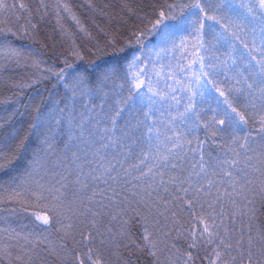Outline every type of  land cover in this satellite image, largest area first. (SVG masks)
I'll return each instance as SVG.
<instances>
[{"label":"trees","instance_id":"obj_1","mask_svg":"<svg viewBox=\"0 0 264 264\" xmlns=\"http://www.w3.org/2000/svg\"><path fill=\"white\" fill-rule=\"evenodd\" d=\"M5 3L8 7L0 10V228L5 229L0 240L7 247L0 264H22L18 256L25 264H70L69 253L59 248L52 253L49 242L77 248L81 233L96 230L104 233L95 243L99 246L105 239V264H157L131 246L143 231L134 211L136 189L129 186L125 193L132 204L126 214L112 209L128 221L126 238L107 239L109 227L114 234L121 230L120 218L101 214L93 229L92 217L82 209L89 206L91 195L89 162L91 167L115 164L131 179L134 165L144 167L142 152L149 157L145 163H155L153 154L166 151L167 137L181 140L183 175L192 172L203 155L209 178L223 180L212 195L202 197L205 204L215 202V188L223 193L229 187V178L213 175L212 165L225 156L239 162L252 181H245L247 199L235 197L234 208L222 196L217 211L223 208L231 228L228 215L235 210L234 238L241 233L245 241L249 233L264 238L260 0H92L95 10L85 0ZM64 4L70 11L58 8ZM12 51L18 54L10 56ZM232 107L246 123H237ZM37 159L40 164H34ZM80 169L90 186L84 194L77 183L78 176L85 179ZM45 216L50 225L37 219ZM177 218L187 225L186 214ZM165 226L172 228L171 220L159 217L158 264H182L180 254L188 241L175 230L165 237Z\"/></svg>","mask_w":264,"mask_h":264},{"label":"snow or ice","instance_id":"obj_2","mask_svg":"<svg viewBox=\"0 0 264 264\" xmlns=\"http://www.w3.org/2000/svg\"><path fill=\"white\" fill-rule=\"evenodd\" d=\"M85 4L89 9L95 10L92 0H85ZM260 4L261 7H264V0H260ZM61 6L66 12L70 11L67 4L58 5V8ZM7 7L5 0H0V10ZM172 7V5H169V9ZM196 7L199 8L200 5L197 4ZM19 8L27 10V6L23 2L19 3ZM200 11L203 12L204 9L200 8ZM160 17H164L163 11L160 12ZM73 18L75 19V17ZM160 22L161 20H157V23ZM77 23L79 24V21ZM33 27L35 26L33 25ZM133 35L139 39V33H134ZM17 54L15 51L9 53L10 56ZM262 56H264V52H262ZM257 63L264 69V59L258 60ZM57 75L58 78H63L62 74L58 73ZM249 88H252V85H249ZM260 93L258 98L260 123L261 129L264 130V80L260 83ZM225 103L229 102L226 100ZM229 106L231 107L230 103ZM252 106L256 107V101L252 102ZM232 111L236 112L239 117L238 124L246 123L245 116L237 112L235 107H232ZM119 114V112L116 113L117 116ZM112 124L115 125L114 118ZM147 136L149 142H151V126L148 127ZM158 138L159 133H157ZM136 139L139 140L142 137H136ZM108 146L109 144L104 145L105 148ZM183 152V145L179 138L167 137L166 151L160 152L157 150L153 154L152 158L156 161L155 163H145L149 157L142 152L144 158L141 160V164H144V167L134 165L135 172L132 174L131 179L128 178L127 170H125L126 174L122 176L115 164H109L105 167L103 163H97L95 167H91L93 162H89L90 173L88 175H90L92 181L91 195L87 197L89 206L82 209V212L86 217L89 215L92 217V228L96 229V218L99 215L107 214L111 216L112 220H117L118 218L121 220V230L114 234L111 227H109L107 229V239L110 242H115L117 235L122 239L126 238L128 221L120 216L119 211L113 214L112 209H122L126 214L128 209L132 208L131 202L125 195L129 191V186H131V189H136V191L132 192V197L137 205L134 211L143 228L139 241H132L131 246L151 256L157 264L159 261L157 255V240L160 232L158 228L159 217H164L172 222V228L165 226L167 228L163 232L165 237L170 236L171 232L175 230L178 237L184 235V239L188 241L187 248L180 254L182 264H196L198 260L201 261V264H204V262L206 264H245V259L247 264H264V238L257 240L251 233L248 234L246 241L243 233L239 237L234 238L231 233L235 231V210L228 215V219L233 226L231 228L228 224H225L223 208L221 207L217 211V206L221 203L222 196H227L234 208L237 204L235 197L239 196L244 200L247 199L244 195L245 181L248 184L252 181L247 180V174L244 169L238 167L239 162L225 156L217 164L212 165L213 175L222 173L229 178L227 181L229 187L225 188L223 193L220 192L219 188H215V202L207 201V204H205L202 197L212 195L215 185L217 183L222 184L223 180L215 181L209 178V174L205 170L203 155L200 157L198 166L194 164L192 172L187 176L183 175V166L181 164ZM34 164H40V160H35ZM0 167H3L2 163H0ZM246 167L247 165H245ZM80 176H85L84 180H81L79 176L77 177V183L81 185L79 191L84 194V190L89 189L90 186L82 169H80ZM64 179H67V177H64ZM125 203H127L128 208H125ZM56 210L55 207L50 209L52 220L55 219ZM142 211L148 215H142ZM181 213L186 214L187 225L181 223V220L177 218ZM150 216L151 220L149 219ZM37 219H41L45 225H50L52 222L49 216L37 217ZM154 228L156 229L155 231L153 230ZM4 231L5 229L0 228V232ZM11 235L12 232H9V237ZM67 235L65 233V236ZM97 235L104 237V233H100L98 230L89 231L87 235L81 233L82 238L77 242L79 247L72 249H68L67 245L63 243L56 245L53 242H49V250L52 253H56L57 248H59L61 251L68 252L70 264H105L103 255L105 239L102 238L100 245L97 246L95 243ZM24 240L35 249V244L27 236L24 237ZM5 247L7 246L0 240V253L4 252ZM124 247L127 248L129 245L125 244ZM172 247L175 248V245ZM17 259L21 260L22 264H25L22 257L18 256Z\"/></svg>","mask_w":264,"mask_h":264},{"label":"rangeland","instance_id":"obj_3","mask_svg":"<svg viewBox=\"0 0 264 264\" xmlns=\"http://www.w3.org/2000/svg\"><path fill=\"white\" fill-rule=\"evenodd\" d=\"M263 11H264V7H262ZM193 52V51H192ZM199 54V51L197 52ZM191 75H193V73H191Z\"/></svg>","mask_w":264,"mask_h":264}]
</instances>
